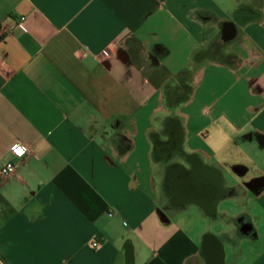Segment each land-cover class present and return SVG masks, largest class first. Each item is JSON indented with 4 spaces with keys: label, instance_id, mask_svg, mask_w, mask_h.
<instances>
[{
    "label": "crops",
    "instance_id": "1",
    "mask_svg": "<svg viewBox=\"0 0 264 264\" xmlns=\"http://www.w3.org/2000/svg\"><path fill=\"white\" fill-rule=\"evenodd\" d=\"M8 160L0 264H264V0H0Z\"/></svg>",
    "mask_w": 264,
    "mask_h": 264
},
{
    "label": "rangeland",
    "instance_id": "2",
    "mask_svg": "<svg viewBox=\"0 0 264 264\" xmlns=\"http://www.w3.org/2000/svg\"><path fill=\"white\" fill-rule=\"evenodd\" d=\"M217 45H218V54H215V56L224 57L226 53L225 50L221 48L222 43L219 42ZM208 50L213 51V49L202 50L201 53L197 54L193 58V61L191 62L192 68L187 69L176 80L171 82V84H168L167 88L165 89V97H164L166 104L169 105L173 102L183 99L187 95L188 90L190 88L191 80L193 78L194 68L197 66L200 58L209 55L206 53Z\"/></svg>",
    "mask_w": 264,
    "mask_h": 264
},
{
    "label": "built area",
    "instance_id": "3",
    "mask_svg": "<svg viewBox=\"0 0 264 264\" xmlns=\"http://www.w3.org/2000/svg\"><path fill=\"white\" fill-rule=\"evenodd\" d=\"M24 17H20L19 21H23ZM10 154L12 155L13 158H15L18 161H21L23 157L27 154V148L19 143V142H14L10 146ZM16 170V164L13 160H8L6 161L0 168V174L2 176H6L9 174H12ZM97 245V243H93V246Z\"/></svg>",
    "mask_w": 264,
    "mask_h": 264
},
{
    "label": "flooded vegetation",
    "instance_id": "4",
    "mask_svg": "<svg viewBox=\"0 0 264 264\" xmlns=\"http://www.w3.org/2000/svg\"><path fill=\"white\" fill-rule=\"evenodd\" d=\"M177 137L176 136H174V137H171L167 142H165V143H161V144H158L157 145V151L159 152V153H165V152H167L171 147H174V146H176V144H177ZM193 162V161H192ZM169 180L170 181H172L173 180V182L175 181V179H177V176H179L180 174L179 173H177L176 171H170L169 172ZM170 183V182H169Z\"/></svg>",
    "mask_w": 264,
    "mask_h": 264
},
{
    "label": "water",
    "instance_id": "5",
    "mask_svg": "<svg viewBox=\"0 0 264 264\" xmlns=\"http://www.w3.org/2000/svg\"><path fill=\"white\" fill-rule=\"evenodd\" d=\"M225 33H230V28L229 29H227L226 31H225ZM191 178H190V176H185V177H181L179 180H180V184H182L181 185V188L180 189H182V187L184 186V185H186L187 184V182L190 180Z\"/></svg>",
    "mask_w": 264,
    "mask_h": 264
},
{
    "label": "trees",
    "instance_id": "6",
    "mask_svg": "<svg viewBox=\"0 0 264 264\" xmlns=\"http://www.w3.org/2000/svg\"><path fill=\"white\" fill-rule=\"evenodd\" d=\"M206 53L209 54L210 56H211V55L213 56V55H215V54L218 53V50H217V49H215V50H213V51H209V50H208ZM189 89H190V88H189ZM188 91H189V90H188ZM178 101H179V100H178ZM173 103H175V102H173ZM171 104H172V103H171Z\"/></svg>",
    "mask_w": 264,
    "mask_h": 264
}]
</instances>
